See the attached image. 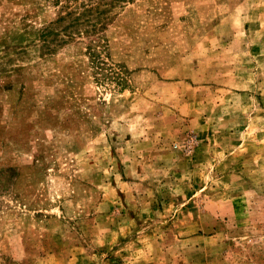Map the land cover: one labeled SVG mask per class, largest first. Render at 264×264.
<instances>
[{
    "label": "rangeland",
    "instance_id": "374dc122",
    "mask_svg": "<svg viewBox=\"0 0 264 264\" xmlns=\"http://www.w3.org/2000/svg\"><path fill=\"white\" fill-rule=\"evenodd\" d=\"M51 2L0 0V264H264V0H94L124 89Z\"/></svg>",
    "mask_w": 264,
    "mask_h": 264
},
{
    "label": "trees",
    "instance_id": "16d2710c",
    "mask_svg": "<svg viewBox=\"0 0 264 264\" xmlns=\"http://www.w3.org/2000/svg\"><path fill=\"white\" fill-rule=\"evenodd\" d=\"M53 6L60 5L56 12V19L44 25L38 30L37 40L40 42L41 48L50 54L54 53L59 46L69 45L71 43L80 42V36L88 38L89 42L84 43L85 54L89 57V67L110 72V77L98 79L97 83H103L105 79L114 81L121 89L127 84V75L130 72L126 69L117 68L116 65L107 69L106 63L101 61L102 54L106 52L107 46L102 44L104 37L100 36V32L104 28L102 20L103 11H96L92 2L94 0H51ZM72 6L73 2H78ZM69 20L65 26H59L62 22ZM97 36V39H91V36ZM102 44V45H101ZM102 62V63H100ZM117 69H116V68ZM19 177L18 171L14 167L0 169V189H2L3 181L7 180V184L14 185Z\"/></svg>",
    "mask_w": 264,
    "mask_h": 264
}]
</instances>
